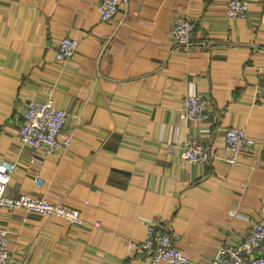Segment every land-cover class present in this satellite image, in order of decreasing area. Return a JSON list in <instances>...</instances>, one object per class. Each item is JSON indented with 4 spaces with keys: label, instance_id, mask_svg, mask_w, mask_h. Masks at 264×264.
<instances>
[{
    "label": "crops",
    "instance_id": "obj_1",
    "mask_svg": "<svg viewBox=\"0 0 264 264\" xmlns=\"http://www.w3.org/2000/svg\"><path fill=\"white\" fill-rule=\"evenodd\" d=\"M99 1L0 0V155L17 162L5 193L82 212L74 224L0 206L13 264H146L136 247L148 224L174 234L187 264H207L223 238L237 240L262 214L264 1L227 18L228 0H120L108 21ZM184 16L192 41L178 48L170 32ZM65 35L78 46L59 60ZM192 92L210 99L202 119L183 112ZM29 98L68 112V147L46 153L17 138ZM230 126L252 142L235 163L218 144ZM188 134L218 157L183 161Z\"/></svg>",
    "mask_w": 264,
    "mask_h": 264
},
{
    "label": "built area",
    "instance_id": "obj_2",
    "mask_svg": "<svg viewBox=\"0 0 264 264\" xmlns=\"http://www.w3.org/2000/svg\"><path fill=\"white\" fill-rule=\"evenodd\" d=\"M264 1V0H263ZM120 0H100L98 10L100 19L108 21L114 18L119 9ZM249 11L248 0H228L225 16L245 17ZM194 23L188 17H177L171 28L173 44L178 48L191 45ZM109 39V38H107ZM78 40L68 35L60 37L55 48V58L66 60L76 52ZM258 99L264 102V71L261 74V86ZM210 111V99L197 93H187L183 97V112L189 118L202 119ZM69 114L56 106L52 98L37 100L29 98L23 118L17 130V138L25 144L41 149L46 153L58 147L66 148L71 136L65 133ZM219 147L225 150V160L235 163L239 152L252 146L251 140L241 126H230L219 139ZM217 149L197 134H188L181 145V159L190 163L205 164L217 158ZM38 160L32 158L30 162ZM17 168L15 160L0 155V206L22 207L43 216H58L70 223L81 222V207L74 206L63 199L51 201L40 194L21 193L18 196L6 195V186ZM37 180V178H36ZM85 203V202H84ZM8 232L0 227V264H13L16 256L7 247ZM136 254L146 264L166 261L168 264H187V254L175 243L172 232L147 225L146 235L136 247ZM207 264H264V200L262 214L248 229L239 233L237 240L222 239L216 252Z\"/></svg>",
    "mask_w": 264,
    "mask_h": 264
},
{
    "label": "trees",
    "instance_id": "obj_3",
    "mask_svg": "<svg viewBox=\"0 0 264 264\" xmlns=\"http://www.w3.org/2000/svg\"><path fill=\"white\" fill-rule=\"evenodd\" d=\"M207 142V141H206ZM208 142H210V141H208ZM82 213V212H81ZM9 239V238H8ZM7 243H8V241H7ZM9 250V249H8ZM138 255V254H137ZM140 256V255H139ZM141 257V256H140ZM142 258V257H141ZM143 259V258H142Z\"/></svg>",
    "mask_w": 264,
    "mask_h": 264
},
{
    "label": "rangeland",
    "instance_id": "obj_4",
    "mask_svg": "<svg viewBox=\"0 0 264 264\" xmlns=\"http://www.w3.org/2000/svg\"><path fill=\"white\" fill-rule=\"evenodd\" d=\"M216 252V251H215Z\"/></svg>",
    "mask_w": 264,
    "mask_h": 264
}]
</instances>
